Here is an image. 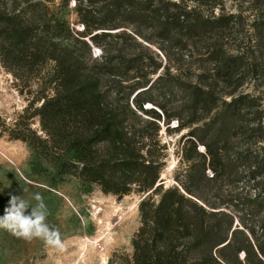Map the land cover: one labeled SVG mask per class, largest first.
<instances>
[{"label":"trees","instance_id":"trees-1","mask_svg":"<svg viewBox=\"0 0 264 264\" xmlns=\"http://www.w3.org/2000/svg\"><path fill=\"white\" fill-rule=\"evenodd\" d=\"M57 1L0 0V74H12L29 99L6 131L32 150L33 170L53 187L73 177L119 198L148 193L124 264H264V219L249 212L234 228L233 216L205 197L210 183L246 177L256 189L251 204L264 207V102L242 90L264 64V0H247L251 24L220 0H74L81 31L65 12L71 0L56 11ZM140 38L165 51L192 44L212 66L188 80L151 64ZM175 118L204 159L199 169L189 165L182 188L161 179L162 130Z\"/></svg>","mask_w":264,"mask_h":264},{"label":"rangeland","instance_id":"rangeland-1","mask_svg":"<svg viewBox=\"0 0 264 264\" xmlns=\"http://www.w3.org/2000/svg\"><path fill=\"white\" fill-rule=\"evenodd\" d=\"M220 2L229 12L243 11L247 23L251 24L253 15L247 0ZM60 4L61 1L58 0L53 8L59 10ZM220 9L217 8L215 14L220 13ZM65 12L71 25L81 31L83 23L74 10V0L70 1ZM211 12L209 8V15ZM248 30L251 31L249 26ZM140 40L148 48L143 51L147 57H151V64L153 61L162 62L163 66L167 64V67L174 72L178 71V74L188 80H197L196 75L202 69L212 66L206 60L207 56L197 52L192 44L184 48L166 47L165 51L158 42L143 38ZM93 52L99 53L95 45ZM161 70L152 77L158 76ZM212 81L210 79L209 83ZM218 84L220 91L222 84ZM242 90L261 97L264 102V64L249 74ZM183 96L179 91L170 98L174 104H178L182 102ZM28 105V97L19 91L12 74L3 70L0 74V216L4 215V210L8 207L10 194L22 196L32 206H36L38 202L33 197L39 193L45 205V223L59 233L60 245H48L40 238L25 240L0 229V264L126 263L133 255V238L141 225L138 205L144 193L133 191L119 198L117 195L104 193L98 185L84 186L73 177H66L56 187L51 186L48 174H39L33 170L32 150L29 146L21 140L11 139L6 131L8 127H15L16 122L21 121L20 117ZM151 106L159 110L154 104L148 103V107ZM32 128L43 133L38 118L32 120ZM170 128V131H166L163 126L161 135L168 147L161 179L166 186L176 185L182 188V183L188 181L185 175L189 165H196L199 169L204 159L188 139L192 138L189 135L190 127H178V120L175 118L171 121ZM197 151L204 152V146L198 144ZM206 175L209 179L212 178L210 167ZM247 180L246 177L234 181L219 179L217 183L209 184V191L205 194L209 201L218 205L215 210H225L233 216L234 228H242L239 218L250 219L249 212L256 214L257 220L264 219V207L255 208L250 202L256 189ZM31 211L32 207L29 206L25 214L30 215Z\"/></svg>","mask_w":264,"mask_h":264},{"label":"clouds","instance_id":"clouds-1","mask_svg":"<svg viewBox=\"0 0 264 264\" xmlns=\"http://www.w3.org/2000/svg\"><path fill=\"white\" fill-rule=\"evenodd\" d=\"M38 203L32 206L22 196L10 194L8 207L0 216V229L7 230L14 236L25 240L40 238L48 245H60L59 233L49 228L45 223L46 211L43 198L39 193L33 197ZM32 207L30 215L25 212Z\"/></svg>","mask_w":264,"mask_h":264},{"label":"water","instance_id":"water-1","mask_svg":"<svg viewBox=\"0 0 264 264\" xmlns=\"http://www.w3.org/2000/svg\"><path fill=\"white\" fill-rule=\"evenodd\" d=\"M147 194H148V193H145L144 196H143V198H144L145 196H147ZM143 198H142V199H143ZM142 199H141V200H142ZM141 200H140V201H141ZM140 201H139V202H140Z\"/></svg>","mask_w":264,"mask_h":264},{"label":"bare ground","instance_id":"bare-ground-1","mask_svg":"<svg viewBox=\"0 0 264 264\" xmlns=\"http://www.w3.org/2000/svg\"><path fill=\"white\" fill-rule=\"evenodd\" d=\"M121 217H122V216H121ZM121 217H120V218H121Z\"/></svg>","mask_w":264,"mask_h":264}]
</instances>
